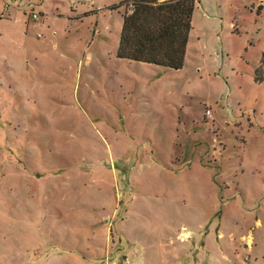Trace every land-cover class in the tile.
Segmentation results:
<instances>
[{
    "label": "rangeland",
    "instance_id": "374dc122",
    "mask_svg": "<svg viewBox=\"0 0 264 264\" xmlns=\"http://www.w3.org/2000/svg\"><path fill=\"white\" fill-rule=\"evenodd\" d=\"M120 1L0 0V264H264V0H197L179 70Z\"/></svg>",
    "mask_w": 264,
    "mask_h": 264
},
{
    "label": "trees",
    "instance_id": "16d2710c",
    "mask_svg": "<svg viewBox=\"0 0 264 264\" xmlns=\"http://www.w3.org/2000/svg\"><path fill=\"white\" fill-rule=\"evenodd\" d=\"M125 2H130L131 10L122 14L118 58L181 69L197 0H121L115 8ZM262 8L260 4L258 12ZM254 79L264 80V52Z\"/></svg>",
    "mask_w": 264,
    "mask_h": 264
},
{
    "label": "crops",
    "instance_id": "0c3cea01",
    "mask_svg": "<svg viewBox=\"0 0 264 264\" xmlns=\"http://www.w3.org/2000/svg\"><path fill=\"white\" fill-rule=\"evenodd\" d=\"M118 9H120V8H118ZM129 10H131V6L129 7ZM194 15V14H193ZM192 35H193V32H192V30H191V33H190V37H192ZM119 39H120V37H119ZM189 43V42H188ZM118 45H119V42H118ZM189 45V44H188ZM118 48V47H117ZM187 49H188V46H187ZM187 53V52H186ZM124 60H126V59H124ZM130 61V60H129ZM132 62H136V61H132ZM149 64V63H148ZM152 65H154V64H152ZM164 68V67H163ZM166 69V68H165ZM167 69H169V68H167ZM203 118L205 119V120H207V119H209L208 118V116H211L213 119H215L214 118V115H213V112H212V110H210V108L209 107H207L206 108V111H204L203 113Z\"/></svg>",
    "mask_w": 264,
    "mask_h": 264
},
{
    "label": "built area",
    "instance_id": "2783aa9c",
    "mask_svg": "<svg viewBox=\"0 0 264 264\" xmlns=\"http://www.w3.org/2000/svg\"><path fill=\"white\" fill-rule=\"evenodd\" d=\"M30 16L34 20H37L39 18L37 13H32Z\"/></svg>",
    "mask_w": 264,
    "mask_h": 264
},
{
    "label": "bare ground",
    "instance_id": "6f19581e",
    "mask_svg": "<svg viewBox=\"0 0 264 264\" xmlns=\"http://www.w3.org/2000/svg\"><path fill=\"white\" fill-rule=\"evenodd\" d=\"M250 239H251V237H250ZM250 239H249V240H250Z\"/></svg>",
    "mask_w": 264,
    "mask_h": 264
}]
</instances>
